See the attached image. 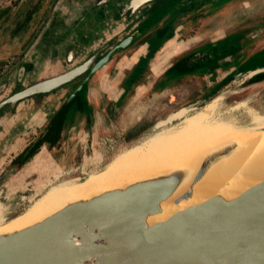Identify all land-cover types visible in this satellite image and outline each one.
<instances>
[{"label":"crops","instance_id":"0c3cea01","mask_svg":"<svg viewBox=\"0 0 264 264\" xmlns=\"http://www.w3.org/2000/svg\"><path fill=\"white\" fill-rule=\"evenodd\" d=\"M157 1L151 0L131 12L113 6L112 0H59L22 58L27 72L23 76L24 87L31 80L36 82L64 72L97 49L104 48L100 53L103 55L132 33L134 39L94 74L82 94L86 109L72 110L59 142H44L20 167L14 163L16 158L38 137L37 131L45 127L77 82L24 99L15 110L5 107L0 114V188H12L18 183V176L13 174L23 172L38 155L31 174L46 168L47 162L55 161L61 166L66 162L62 157L68 145L77 146L86 138L92 139L112 123L119 126L126 115L131 123H138L134 128L146 130L149 123L155 121L156 125L179 106L205 104L242 77L254 89L264 85V78H256L264 72V0H224L225 4L217 9L213 7L217 0L209 1L208 7L200 0L189 1L183 4L180 14L166 12L149 26L146 22ZM111 2L113 9L102 6ZM96 5V13L103 7L100 18H89ZM36 26L26 30V43ZM254 57L260 58L253 60ZM10 76L8 90L12 92L18 78L12 73ZM135 103L138 107H132ZM152 103L151 110L148 107ZM128 133L121 138H129ZM0 193L4 195L1 190ZM2 198L3 212L7 205Z\"/></svg>","mask_w":264,"mask_h":264},{"label":"water","instance_id":"95a60500","mask_svg":"<svg viewBox=\"0 0 264 264\" xmlns=\"http://www.w3.org/2000/svg\"><path fill=\"white\" fill-rule=\"evenodd\" d=\"M149 1L112 0L121 11L131 12ZM58 2L51 1L17 59L28 52ZM133 39L132 33L102 56L104 48L64 72L16 90L0 101V114L5 107L15 110L22 100L53 92L87 74L64 102L70 103L82 96L94 74L117 50ZM25 73L22 64L16 75L18 84ZM256 78H264V72ZM10 79L0 84V93ZM253 133L264 134V128ZM263 151L264 140L253 146L248 140H233L126 186L71 201L28 226L0 233V264H264V179L236 196L226 192L237 177L243 178L242 168ZM240 152H248L241 168L214 195L198 201L197 187L210 170ZM167 200L180 205L188 201L189 205L150 222L151 216L163 212Z\"/></svg>","mask_w":264,"mask_h":264},{"label":"bare ground","instance_id":"6f19581e","mask_svg":"<svg viewBox=\"0 0 264 264\" xmlns=\"http://www.w3.org/2000/svg\"><path fill=\"white\" fill-rule=\"evenodd\" d=\"M223 96L219 94L205 103L200 114L184 118L178 125L164 127L144 141L121 151L102 170L90 173L84 180L74 178L54 184L15 219L0 226V233L28 226L71 201L90 197L108 188L126 186L130 181L175 167L183 160L202 157L206 151L227 142L248 140L253 146L264 140V134L253 133L264 128V116L251 126V122L240 125L235 119H224L217 115ZM251 117L256 119L253 114ZM247 156L248 152H240L218 162L206 180L198 185V201L220 190L224 182L241 168ZM188 165L194 166L193 162H188ZM242 169L243 178L234 180V187L226 190L228 196H236L264 179V151ZM188 205V201L180 205L167 200L162 205L163 212L151 216L150 222L165 219Z\"/></svg>","mask_w":264,"mask_h":264},{"label":"rangeland","instance_id":"374dc122","mask_svg":"<svg viewBox=\"0 0 264 264\" xmlns=\"http://www.w3.org/2000/svg\"><path fill=\"white\" fill-rule=\"evenodd\" d=\"M51 1L52 0H0V8L6 6L10 7L8 13L0 20V66L2 65V61H4L3 63L8 62L10 65V62L18 54H20L26 45V40L24 37H18L16 32L13 33L14 35H12V27L16 26L17 23L21 25V23L25 20L23 15L26 7L32 6L31 4L36 2V4H42L41 8L46 9L47 11ZM189 1L194 0H158V3L155 5L156 7L154 10H152L153 14L152 17H150L151 19L149 18L146 23H149L148 25L150 26L157 17L163 15L166 12H176L175 15L180 14L182 8L184 7L183 4L188 3ZM209 1L210 0H200L202 4H206V7H208L207 4H209ZM224 4V0H217L213 7L217 9L222 7ZM195 5L196 4L191 6ZM42 17L43 16L35 17V19L33 18L35 25L38 24ZM25 35L26 34L24 33L23 36ZM259 58L260 57H254L253 60H257ZM16 73L17 71H12L13 77L16 75ZM30 74L34 75L33 72ZM246 80L247 79L242 77L236 83L232 84L230 88L223 92L224 96L222 103L217 110L219 112L217 115L224 119H235L240 125H247L248 122H251L250 125L254 126L260 121L261 117L264 116V85L254 89ZM25 81L26 84L27 80ZM33 81L34 80H31V83H33ZM10 94L12 93L9 92L8 88H6L2 93H0V101ZM242 101H245V103ZM202 105L190 107L187 116H184L183 118H177L179 113L184 110H188V107H183V110L182 106H179L177 111L170 114L167 118L165 116V119L157 122L161 123L159 128L156 127V122L153 121L152 123H149L150 128L146 130L134 128L138 125V123H131L129 120L130 118H128L126 115L127 119H122L123 121L119 126H117L116 123H112L111 125L104 126V129L101 130L100 134L95 135L94 138H86L84 142L80 141L77 146L76 144L68 145V151L64 152L65 157H62L64 158L62 161L66 160V162L61 164V166H58L55 161L47 162L46 168H41L36 173L31 174L32 169L35 167L39 159V157L38 159L35 158L34 161L29 164L28 168L23 170V172H20V174H16L15 172V174H13L18 176V183H14L12 188H0L4 194L2 196L1 192L0 198L3 197L2 200L5 205H7L3 212L0 210V226L15 219L16 216L20 214V212L24 211L54 184L74 178L84 180L90 173L102 170L118 153L136 143L144 141L154 132L164 127L169 128L171 126L178 125L182 119L200 114ZM132 107H138V104L135 103L132 105ZM153 107L154 106L152 103L148 108L152 110ZM166 113L163 114L167 115ZM148 114L152 115L153 113L149 112ZM252 114L257 120L251 117ZM43 115L47 117L48 114L46 115L44 113ZM255 115H258V117ZM136 116L137 118H140V115H137V113ZM36 121L39 120L36 119ZM42 131L43 129L40 128L35 136H39ZM122 133H128L131 135L129 138L122 140ZM19 188L21 190L15 193V191Z\"/></svg>","mask_w":264,"mask_h":264},{"label":"trees","instance_id":"16d2710c","mask_svg":"<svg viewBox=\"0 0 264 264\" xmlns=\"http://www.w3.org/2000/svg\"><path fill=\"white\" fill-rule=\"evenodd\" d=\"M5 13V10H0V19L3 17ZM32 13H28V15L25 18V22H22L20 25V30H22L27 21L31 19ZM86 103L87 101L83 98V95L77 96L72 102L70 103H63L60 108L52 114L46 125L45 129L47 130L45 134H40L39 137L35 139L33 143H31L23 152L20 154L16 160L15 164H17V167L22 166L25 162H27L29 159L32 158V156L39 150L40 146L44 142H49L50 144H57L62 137V132L66 128V126L69 123L70 116L72 113V110L74 108L85 110L86 109ZM187 115V114H185ZM183 113H179V116L177 118H183L185 116ZM176 118V119H177ZM161 123H157L156 127L159 128ZM131 135V134H130Z\"/></svg>","mask_w":264,"mask_h":264},{"label":"flooded vegetation","instance_id":"af4514ba","mask_svg":"<svg viewBox=\"0 0 264 264\" xmlns=\"http://www.w3.org/2000/svg\"><path fill=\"white\" fill-rule=\"evenodd\" d=\"M41 1V0H40ZM211 1V0H210ZM213 1V0H212ZM32 6H27L26 7V9H25V11H24V17L26 18V16L28 15V13H32V16H31V19L29 20V21H27L26 23H24V25H25V27H24V29L23 30H21L20 31V25L17 23L16 24V26H14V27H12V35H14L13 33H17V35H18V37H23V34L26 32V30H28V28L31 26V28L33 27V26H35V21L33 20V18L35 19V17H39V16H43L45 13H46V9H42L41 7H42V4H40V3H37L36 4V2L35 3H33V4H31ZM110 9H113L114 7V5L112 6L111 4H110ZM96 7H97V5L96 6H93V8H91V10H93L94 9V11H93V13L94 14H97V15H99V14H101V13H96L97 11V9H96ZM2 9H4L5 10V13H4V15H6L7 13H8V11L10 10V7H8V6H6V7H2V8H0V10H2ZM96 9V10H95ZM100 12H103V11H100ZM3 15V16H4ZM1 20V19H0ZM33 20V21H32ZM32 21V22H31ZM24 22H25V20H24ZM14 30V31H13ZM19 55V54H18ZM17 55V56H18ZM17 56L10 62V63H12L13 61H15L14 62V64L12 65V66H10L9 64H8V62L7 63H3L4 61H2L1 63H2V65L0 66V75L3 73V72H5L4 74H2L1 76H0V84L6 79V78H8L11 74L10 73H12V71L13 70H15V69H17V72H18V70H19V68H20V66L22 65L21 64V62H22V58H23V56L20 58V59H17ZM100 56H102L101 54H100ZM90 57V56H89ZM88 58V57H87ZM86 58V59H87ZM17 59V60H16ZM85 59V60H86ZM25 64V63H24ZM8 66H10V67H8ZM8 67V68H7ZM8 69V70H7ZM27 73V72H26ZM16 75H17V73H16ZM15 75V76H16ZM26 75V74H25ZM86 75L87 74H84V75H81V76H79L77 79H75V81L77 82V84L74 86V88L70 91V94L74 91V89L78 86V85H80V83L85 79V77H86ZM17 78V77H16ZM15 78V79H16ZM25 79V78H24ZM75 81H73L72 83H70V84H68V85H65V86H69V85H71V84H73V83H75ZM16 82V81H15ZM9 83V82H8ZM17 84H16V87H15V90H13L11 93H13V92H15L16 90H20V89H22L21 87H24V85H22V83H21V85L20 84H18V82H16ZM32 84V83H31ZM8 85L9 84H7V86H6V88H8ZM19 85V86H18ZM30 85V84H29ZM65 86H63V87H65ZM10 87V86H9ZM69 94V95H70ZM72 102V101H71ZM207 103V102H206ZM63 104V103H62ZM61 104V105H62ZM203 106V105H202ZM60 108V106L54 111V113L58 110ZM183 109V108H182ZM184 110V109H183ZM190 110V107H188V110H184V111H182L181 113H183L184 115L185 114H187L188 115V111ZM251 110V109H250ZM53 113V114H54ZM52 115V114H51ZM50 115V116H51ZM187 115H185V116H187ZM46 129L45 128H43V134H45L46 133ZM42 134V133H41ZM122 135H123V133H122ZM40 136V135H39ZM38 136V137H39ZM124 136V135H123ZM122 140H124V139H122ZM35 141V140H34ZM33 141V142H34ZM43 144V143H42ZM29 146V145H28ZM42 146V145H41ZM40 146V147H41ZM27 148V147H26ZM40 149V148H39ZM36 154V153H35ZM34 154V155H35ZM33 155V156H34ZM32 156V157H33ZM38 157H39V155L36 157L37 159H38ZM30 160V159H29ZM28 160V161H29ZM27 161V162H28ZM26 163V162H25ZM24 163V164H25ZM23 164V165H24ZM25 169H27V166L25 167ZM17 174V173H16ZM20 174V173H19ZM15 176V175H14ZM9 184V183H8Z\"/></svg>","mask_w":264,"mask_h":264}]
</instances>
